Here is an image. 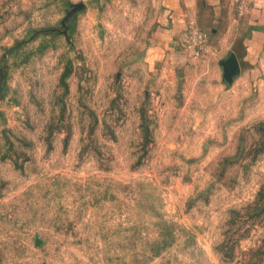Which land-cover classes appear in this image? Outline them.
<instances>
[{
  "label": "rangeland",
  "instance_id": "374dc122",
  "mask_svg": "<svg viewBox=\"0 0 264 264\" xmlns=\"http://www.w3.org/2000/svg\"><path fill=\"white\" fill-rule=\"evenodd\" d=\"M163 11L0 0V264H264V40Z\"/></svg>",
  "mask_w": 264,
  "mask_h": 264
},
{
  "label": "crops",
  "instance_id": "0c3cea01",
  "mask_svg": "<svg viewBox=\"0 0 264 264\" xmlns=\"http://www.w3.org/2000/svg\"><path fill=\"white\" fill-rule=\"evenodd\" d=\"M159 5L164 10V31L169 36L187 32L201 8H210L211 20L217 23L222 7H228L235 8L247 24L250 32L248 46L252 51L256 50L257 41L264 40V0H159Z\"/></svg>",
  "mask_w": 264,
  "mask_h": 264
},
{
  "label": "water",
  "instance_id": "95a60500",
  "mask_svg": "<svg viewBox=\"0 0 264 264\" xmlns=\"http://www.w3.org/2000/svg\"><path fill=\"white\" fill-rule=\"evenodd\" d=\"M220 65L222 67L224 80L228 84H230L233 80V77L239 74L240 71L239 63L236 56L233 53H231L227 59L220 62ZM37 242L38 241L36 240V243Z\"/></svg>",
  "mask_w": 264,
  "mask_h": 264
},
{
  "label": "flooded vegetation",
  "instance_id": "af4514ba",
  "mask_svg": "<svg viewBox=\"0 0 264 264\" xmlns=\"http://www.w3.org/2000/svg\"><path fill=\"white\" fill-rule=\"evenodd\" d=\"M79 7H81L80 5H76V6H74L73 8L75 9V8H79ZM73 10V9H72Z\"/></svg>",
  "mask_w": 264,
  "mask_h": 264
}]
</instances>
